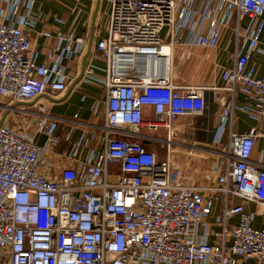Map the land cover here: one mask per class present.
Wrapping results in <instances>:
<instances>
[{
  "label": "built area",
  "instance_id": "obj_1",
  "mask_svg": "<svg viewBox=\"0 0 264 264\" xmlns=\"http://www.w3.org/2000/svg\"><path fill=\"white\" fill-rule=\"evenodd\" d=\"M101 1L108 5L97 44L104 76L87 66L81 81L105 90L91 107L97 116L103 104L104 120L76 115L62 132L46 100L69 90L66 63L83 53L85 34L40 32L56 41L41 63L32 39L42 18L36 0H0V98L26 117L0 122V264H264V229L252 226L246 209L264 208V166L252 160L261 132L232 131L221 148L202 149L219 159L216 179L195 183L197 173L187 175L188 163L174 156L188 146L180 119L204 114L207 88L173 80L177 47L189 37L200 48L218 47L233 28L234 66L214 88L229 98L217 142L235 111L264 122V71L254 63L264 54V0ZM238 93L251 104L237 106ZM88 98L83 92L81 103ZM147 142L160 144L165 157ZM189 148L192 157L198 146Z\"/></svg>",
  "mask_w": 264,
  "mask_h": 264
},
{
  "label": "crops",
  "instance_id": "obj_2",
  "mask_svg": "<svg viewBox=\"0 0 264 264\" xmlns=\"http://www.w3.org/2000/svg\"><path fill=\"white\" fill-rule=\"evenodd\" d=\"M104 4L108 7L101 0H36L35 3V12L42 14L41 20L37 22L32 32V39L39 53V62L42 63L47 60V54L56 45L54 39H47L41 36L40 32L47 30L54 34L59 31H70L76 35L85 34L86 46L83 53L76 57L74 61L66 63L67 72L70 76L69 90L65 93L48 96L46 100L50 113L63 120L61 123L62 132H67V129L72 126L76 115L79 120L94 125H100L104 120V105L102 104L100 113L97 116L91 112V107L96 102L95 99L101 102L105 100V90L100 84L81 81L83 70L87 66L95 69L99 76H104L102 69L105 68L106 63L97 50L98 42L106 36L108 25L104 21ZM244 23L246 24L247 22L244 21ZM164 34H166V31ZM192 39L193 37L188 38L185 47L179 46L176 48L174 65L176 64L179 67L180 64L185 63L188 66L187 68L191 69H188V75L203 72L205 78L189 83L181 82L183 80H177L175 77L173 80L178 85H200L206 87V109L201 116H189L180 119V122L185 124L186 128L180 140L188 146L176 147L177 152L174 159L183 165L187 162L188 166L184 168L186 174L189 175V172H196L197 176L194 177L193 181L201 186H206L210 185L211 182L213 183L216 179L214 169L218 157L210 151H203L202 149L221 148L227 143L229 133L232 131L244 134L252 128H258L261 133L256 140L252 160L264 166V122L253 114L235 111L229 115V121L225 126V135L222 137L221 144L217 142L221 134V130H219L221 114L225 105L228 104L229 98L226 92L215 89L223 86L220 77L222 70L234 66L236 36L234 29L230 28L223 32L220 44L215 48H200L192 45L191 43L194 42ZM261 49L264 50V36L261 42ZM187 54H189V57L185 56ZM254 63L258 73L262 74L264 71V54H256ZM83 92L89 94V98L85 103H81V94ZM249 99L238 93L235 102L237 106H244L248 105V103L251 104ZM150 109L146 108L147 112L150 113ZM23 120H26V117L23 116ZM82 129L84 130L83 127ZM82 129L80 130L82 131ZM194 144L198 146V149L195 150L194 156L188 157L186 153L190 149L189 146ZM147 145L148 149H154L159 152L162 155L161 158L165 157V149L160 144L151 145L147 142ZM64 148L65 146L62 145L59 151H63ZM221 168V172H223L224 167L222 166ZM235 203H242V200L236 199ZM246 209L253 215L252 226L256 229H264V208H259L255 204H247ZM219 210L220 204L215 211V215L218 214ZM209 221L213 222L214 218H209ZM237 222L236 218L232 220V223ZM248 264L255 263L250 262Z\"/></svg>",
  "mask_w": 264,
  "mask_h": 264
},
{
  "label": "rangeland",
  "instance_id": "obj_3",
  "mask_svg": "<svg viewBox=\"0 0 264 264\" xmlns=\"http://www.w3.org/2000/svg\"><path fill=\"white\" fill-rule=\"evenodd\" d=\"M103 15H104V21L106 23H108V17H107V11H108V7L104 4L103 6ZM188 66L185 65V63H182L179 65V67H177V65H174V77L177 78V80H183L181 82L184 83H189V82H196L199 80H202L205 78V74H203V72H201L200 74H187ZM178 68V69H177ZM177 69V70H176ZM191 70V69H190ZM177 72V73H176ZM10 100L6 99V98H0V122H2L5 118H9L10 120L13 121H21L23 120V115L13 111L16 108H19L21 105L19 104H11L10 105Z\"/></svg>",
  "mask_w": 264,
  "mask_h": 264
},
{
  "label": "bare ground",
  "instance_id": "obj_4",
  "mask_svg": "<svg viewBox=\"0 0 264 264\" xmlns=\"http://www.w3.org/2000/svg\"><path fill=\"white\" fill-rule=\"evenodd\" d=\"M166 70H169V66L167 67V69Z\"/></svg>",
  "mask_w": 264,
  "mask_h": 264
}]
</instances>
